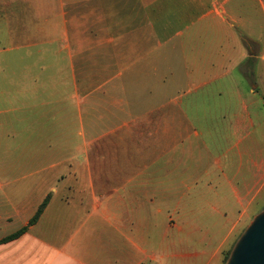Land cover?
Instances as JSON below:
<instances>
[{
	"label": "crops",
	"instance_id": "crops-1",
	"mask_svg": "<svg viewBox=\"0 0 264 264\" xmlns=\"http://www.w3.org/2000/svg\"><path fill=\"white\" fill-rule=\"evenodd\" d=\"M260 12L0 0V264H220L264 198Z\"/></svg>",
	"mask_w": 264,
	"mask_h": 264
},
{
	"label": "water",
	"instance_id": "water-1",
	"mask_svg": "<svg viewBox=\"0 0 264 264\" xmlns=\"http://www.w3.org/2000/svg\"><path fill=\"white\" fill-rule=\"evenodd\" d=\"M225 264H264V211L236 241Z\"/></svg>",
	"mask_w": 264,
	"mask_h": 264
},
{
	"label": "rangeland",
	"instance_id": "rangeland-1",
	"mask_svg": "<svg viewBox=\"0 0 264 264\" xmlns=\"http://www.w3.org/2000/svg\"><path fill=\"white\" fill-rule=\"evenodd\" d=\"M261 15H262V19L264 18V12H260ZM261 65V62H259L258 64V67H260ZM263 68H264V63H263ZM260 74V71H257V76H259ZM261 80V79H260ZM263 80H264V74H263ZM259 96L262 97L263 94H264V89L261 85V88L258 92ZM264 109V108H263ZM255 136V135H254ZM261 136H262V141H263V146H262V149H263V153H264V136L261 135V134H258V138L259 140H261ZM262 211H264V198L263 200H260V202H258L255 207H254V210H253V213L256 215H258L259 213H261ZM254 217L251 219H248V221L246 222L247 226H245V228L243 229V231L239 234L237 240L239 239V237L242 235V233L246 230V228L251 224V222L253 221ZM236 243V242H235ZM232 250V249H231ZM231 250H228L226 252H224L223 254V257H222V260L220 261V264H225L226 263V256L229 252H231ZM219 262V261H218Z\"/></svg>",
	"mask_w": 264,
	"mask_h": 264
},
{
	"label": "trees",
	"instance_id": "trees-1",
	"mask_svg": "<svg viewBox=\"0 0 264 264\" xmlns=\"http://www.w3.org/2000/svg\"><path fill=\"white\" fill-rule=\"evenodd\" d=\"M50 202V197H48L44 202L43 204L40 206L39 210L37 211L36 215L33 217V219L31 220L30 222V225H34L38 222V220L40 219V217L42 216L44 210L46 209L47 205L49 204ZM28 228H23L21 229L20 231H18L17 233L11 235V236H8L7 238H5L2 242L6 243V242H10L14 239H17L18 237H20L22 234H24L26 231H27ZM230 255V252L227 254L226 256V261L228 259Z\"/></svg>",
	"mask_w": 264,
	"mask_h": 264
}]
</instances>
